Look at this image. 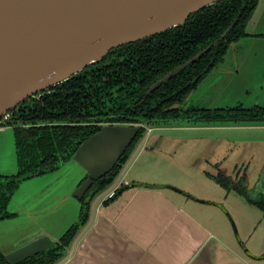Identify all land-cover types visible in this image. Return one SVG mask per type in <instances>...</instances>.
Instances as JSON below:
<instances>
[{"label":"flooded vegetation","instance_id":"1","mask_svg":"<svg viewBox=\"0 0 264 264\" xmlns=\"http://www.w3.org/2000/svg\"><path fill=\"white\" fill-rule=\"evenodd\" d=\"M259 4L260 0L216 1L191 13L183 24L113 47L100 60L86 65L67 80L22 98L0 115V128L13 129L18 149V178L29 171L33 172V177L45 168L54 170L85 139L107 124L139 127L131 142H137L138 146L152 130L187 127L192 122L188 118L192 117L264 119V102L203 107L194 106L189 100L191 92L220 63H228V67L220 71L222 80H233L241 71L255 66L254 57L242 60V56L236 57L235 53L249 39L264 41V25L251 23ZM185 63L180 71L151 88ZM52 111L57 117L49 114ZM172 123L183 125L172 126ZM45 135L49 136V143ZM31 160H35L38 167L28 165ZM122 169L123 166L115 170L116 177ZM41 174L44 173L37 175ZM236 176L247 177V174L239 170ZM24 180L0 181V215L15 216L6 212V207L14 190ZM94 182L80 199L85 206V224L92 202L106 189H99ZM244 185L252 198L264 199L262 184L253 190L248 189L247 182ZM86 198H89L87 202Z\"/></svg>","mask_w":264,"mask_h":264},{"label":"water","instance_id":"2","mask_svg":"<svg viewBox=\"0 0 264 264\" xmlns=\"http://www.w3.org/2000/svg\"><path fill=\"white\" fill-rule=\"evenodd\" d=\"M216 1L219 0H0V115L27 95L67 80L86 65L100 60L109 49L181 25L191 13ZM186 64L165 75L151 88ZM224 123L227 122L203 121L187 125ZM246 123L264 124L261 121ZM6 129L0 128V170ZM138 131L139 127L131 124H107L85 139L68 160L44 173L52 175L61 168L57 174L60 173L67 161L78 165L85 173L50 203H32L27 199L10 205L11 197L6 210L15 216L0 219V253L8 264H19L60 244L64 233L79 223L80 199L94 181L121 164L120 158ZM136 146L137 143L129 156ZM60 174L58 180L61 181L71 174V169H64ZM19 185L14 193H21ZM88 200L86 198L85 202ZM82 227L80 225L76 235Z\"/></svg>","mask_w":264,"mask_h":264},{"label":"rangeland","instance_id":"3","mask_svg":"<svg viewBox=\"0 0 264 264\" xmlns=\"http://www.w3.org/2000/svg\"><path fill=\"white\" fill-rule=\"evenodd\" d=\"M253 22L255 25H264V0H260L251 23ZM240 46L241 49L235 53L236 57L242 56V60L244 57H254L255 66L241 71L233 80L221 79L220 71L228 67L227 62L215 66L191 92L189 100L192 105L214 107L240 102L248 106L264 102V41L249 39ZM252 52H255V55H252ZM175 125L183 124L172 123V126ZM5 128V153L0 173L12 174L17 172L13 129ZM142 141H149L148 148L140 153L139 148L143 143L139 145V152L134 157L135 164L132 168L127 165L122 172L126 178L156 181L161 183L159 185L174 186L178 189L185 187L199 200L222 202L225 207L223 212L230 219L232 231L239 239L245 241L246 245L248 235L252 234L254 240L260 235L264 236V231L255 229L256 224L247 220L248 216H253L256 221H261L264 229L262 210L252 207L239 192L227 190L215 178L219 172L215 167L218 164L219 168L231 177H236L239 170H245L248 189L253 190L258 184L264 187V124L224 123L159 128L152 130ZM60 169L57 168L52 175L41 174L22 181L19 185L21 193H14L10 205L15 201L27 199H31L32 203H50L64 188L85 175L78 165L67 161L62 171L71 169V174L60 181L58 179L62 171L57 174ZM45 175L46 177H43ZM74 200L79 202L75 198Z\"/></svg>","mask_w":264,"mask_h":264},{"label":"crops","instance_id":"4","mask_svg":"<svg viewBox=\"0 0 264 264\" xmlns=\"http://www.w3.org/2000/svg\"><path fill=\"white\" fill-rule=\"evenodd\" d=\"M142 143L94 199L87 223L57 264H264V236L248 235L246 245L232 231L222 202L199 200L185 187L126 178L125 167L147 149ZM247 220L264 231L261 221Z\"/></svg>","mask_w":264,"mask_h":264},{"label":"trees","instance_id":"5","mask_svg":"<svg viewBox=\"0 0 264 264\" xmlns=\"http://www.w3.org/2000/svg\"><path fill=\"white\" fill-rule=\"evenodd\" d=\"M205 9L206 8H203V10H205ZM54 101H55V98L53 99V107L56 104ZM49 114L56 116V113L54 111L50 112ZM190 119L192 121L191 123H203V121L204 122H227V123H230V122L231 123H243V122L246 123V122H259V121L264 122V119H260L258 117H256V118H250V117L232 118V117H228V116H221V117L202 116V117H199V118H194V117L188 118V120H190ZM53 128L56 129V128H63V127L54 126ZM45 136H46L45 141L47 143H49L50 142L49 138H48L49 136L48 135H45ZM14 142H15L16 160H17V163H19V161H18V149H17L15 137H14ZM136 143L137 142L132 143L127 148V151L123 154V156L119 160V162L121 164H116L109 173H107L105 176H103L102 178H100L99 180L94 182L99 187V189H104V188L108 187L114 181V179L116 177V174H117V171H115V170H117L119 167H121L122 164H124V162L129 157V154L133 150V148L136 145ZM72 155L73 154L68 156L67 160ZM63 161H66V160H63ZM48 163L51 164V162H48ZM28 165L38 167L35 160H31V162L28 163ZM216 165L218 166V164H216ZM217 166H215L216 169L219 168ZM18 170H19V168H18ZM49 170H51V167L45 168V169H43L41 171H38L37 174L38 173L39 174L40 173H45L46 171H49ZM218 171L219 172L215 176V178H216L218 183H220L222 186H224L227 190L233 189V190L239 192L240 194L244 195L248 202L254 204L256 207L260 208L264 212V199H254V198H252L249 195V193L247 191V187L244 185V183L247 182V177L246 176L231 177L230 175L228 176L220 168L218 169ZM32 175H33V172H31V171L25 172L19 178H18L19 172L15 173L14 175H9V176L0 175V181L3 182V183H9V182H12V181L18 183L19 180L27 179V178L31 177ZM132 185H135V184H131V186ZM128 186H130V184ZM124 187H127V185L126 186H120L116 191H114L111 194L112 196L110 198H112V197L116 196L118 193H120ZM4 206L5 205L3 204L2 207L4 208ZM6 209H7V207H6ZM6 212H7V210H6ZM84 212H85V206L82 204L81 212H80V215H79V223L73 224L64 233V235L60 239V241H61L60 244H57L56 246H51L47 250L42 251L41 253H39V254L31 257V258H28V259L24 260L23 262H21L19 264H57L59 261H61L65 257L64 253L67 250L66 248L73 241V239L76 236V233H77L80 225L84 226V224H85L86 215H84ZM9 214H12V213H9ZM1 218H5V217L0 215V219ZM70 236L72 238L66 244V242H67V240H68V238ZM0 264H8L1 253H0Z\"/></svg>","mask_w":264,"mask_h":264}]
</instances>
